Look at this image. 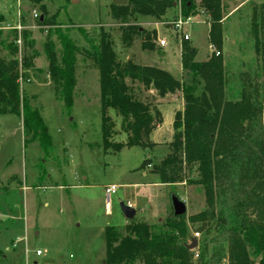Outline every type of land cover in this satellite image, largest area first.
Segmentation results:
<instances>
[{"label": "rangeland", "instance_id": "1", "mask_svg": "<svg viewBox=\"0 0 264 264\" xmlns=\"http://www.w3.org/2000/svg\"><path fill=\"white\" fill-rule=\"evenodd\" d=\"M173 1L176 8L170 10L164 25L153 18H140L136 22L149 33L157 31L156 48L149 52L143 50L140 37L131 47L123 45L121 28L125 25L113 17L110 7L113 0H50L40 4L33 0H0V31L19 49V61L39 54L35 67L22 71L25 77L19 82L23 96L42 114L53 141V148L46 153L25 131L23 116H0V264H105L107 226L118 227L124 234L129 222L120 205L124 203L137 210L136 222L157 227L173 213L172 197L176 193L188 209L185 216L188 242L200 232L197 240L200 244L208 241L210 254L222 246L224 235L214 229L215 224H209L212 230L201 232L202 223L190 220L207 209L201 187L190 183L198 178L196 172L188 174L187 184L170 187L159 182L152 166L141 168L145 160L159 164L170 153L175 115L178 109L184 110L181 93L161 99L155 91L151 93L141 87V99L150 100L161 111L162 129L157 131V127L151 137L154 147L124 148L114 153L102 146L100 80L94 64L83 53L76 56L77 85L70 111L48 76L49 65L43 49L47 40L54 42L61 55L58 31L86 50L90 44L82 34L86 32L90 41H97L104 30L112 35L121 60L153 65L179 77L185 40L174 34L170 22L177 17L183 0ZM223 5L226 93L228 99L235 101L244 75L254 79L261 66L251 23L254 11H261L264 0H223ZM41 6L46 7L51 20L48 27L39 23ZM209 27V18L200 9L189 27L191 40L187 41L198 50V62L213 53L208 40ZM25 33L35 41L34 48L25 46ZM160 41H166L167 46L162 47ZM261 75L259 80L264 81ZM110 113L118 131L112 141L125 142L128 134L121 129L122 118L113 111ZM112 185L118 190L108 196L105 190ZM38 251L45 254L38 257ZM223 264H228V260Z\"/></svg>", "mask_w": 264, "mask_h": 264}, {"label": "trees", "instance_id": "2", "mask_svg": "<svg viewBox=\"0 0 264 264\" xmlns=\"http://www.w3.org/2000/svg\"><path fill=\"white\" fill-rule=\"evenodd\" d=\"M44 1L50 0H33L36 4ZM110 7L113 17L125 25L121 28L123 45L131 47L140 37L143 50L152 52L157 31L149 33L136 22L153 18L164 23L176 4L173 0H128ZM180 8L185 16H195L200 9L205 12L210 24L209 43L220 55L213 52L205 61L198 62V50L184 41L179 77L153 65L121 60L112 35L104 30L97 41H90L86 32L82 34L90 44L86 50L59 31L56 36L61 55L51 40L43 46L48 76L69 111L77 85L76 56L83 53L98 69L104 150L120 153L124 148L154 147L151 137L163 123V116L150 100L141 99V87L155 91L161 99L175 93L183 95L184 110L175 115L170 153L159 164L145 160L141 168L152 166L159 182L170 187L187 184L188 174L196 172L198 178L190 183L201 187L207 209L190 220L202 223L201 232L212 230L211 223L224 235L222 246L210 254L208 241L188 250L195 237L188 242L186 215L175 216L173 211L157 227L131 220L124 234L118 227L107 226L105 264H223L226 259L228 264H264V81L259 80L264 75V6L260 12L254 11L251 23L261 66L254 79L244 75L235 101L228 99L226 93L223 0H199V4L197 0H183ZM41 12L39 23L50 26L45 6H41ZM24 43L29 48L35 46L29 33L24 34ZM18 51L15 43L0 31V116H23L25 131L49 153L53 141L43 116L23 96L19 82L25 77L22 71L35 67L39 54L24 57L20 62ZM111 111L122 118L121 129L128 134L125 142L112 141L118 131ZM196 258L199 260L195 261Z\"/></svg>", "mask_w": 264, "mask_h": 264}, {"label": "built area", "instance_id": "3", "mask_svg": "<svg viewBox=\"0 0 264 264\" xmlns=\"http://www.w3.org/2000/svg\"><path fill=\"white\" fill-rule=\"evenodd\" d=\"M178 15L177 17L170 22L171 25V29H173V32L176 36L179 37V39L181 41H190V35L188 33L189 27L193 24L194 21V16H185L182 14L181 12V8L179 7L178 9ZM164 25V23H163ZM166 41H160V45H162V47H166L167 45ZM212 52H214L216 54V56L218 57V55H220V51H216V49L214 47H212ZM118 188L115 185L109 186L106 188L105 190V194L108 196H112L113 194H115L117 192ZM200 237V233H196L195 234V238L198 239ZM45 254V252H41L38 251L36 253V255L38 257H42Z\"/></svg>", "mask_w": 264, "mask_h": 264}, {"label": "water", "instance_id": "4", "mask_svg": "<svg viewBox=\"0 0 264 264\" xmlns=\"http://www.w3.org/2000/svg\"><path fill=\"white\" fill-rule=\"evenodd\" d=\"M128 0H113V5L118 6L122 4H126ZM172 207L174 209L175 216H184L187 215L188 209L183 200H181L177 195H173L172 197ZM120 209L122 213L125 215L126 219L131 221L134 220L137 216V210L133 209L131 206L126 204H121ZM190 245H188V250H195L199 246L198 240L192 238L190 240Z\"/></svg>", "mask_w": 264, "mask_h": 264}, {"label": "crops", "instance_id": "5", "mask_svg": "<svg viewBox=\"0 0 264 264\" xmlns=\"http://www.w3.org/2000/svg\"><path fill=\"white\" fill-rule=\"evenodd\" d=\"M181 73H182V67H181L180 75H181ZM180 75H179V76H180ZM151 93H152V92H151ZM180 111H181V109H178V112H180ZM158 128H159V129H158L157 131H160V130L162 129L160 126H159ZM157 131H156V132H157ZM146 174H147V173L145 172V173H144V176H146ZM26 222H27V219H26V217H25V218H24V229L26 228Z\"/></svg>", "mask_w": 264, "mask_h": 264}]
</instances>
